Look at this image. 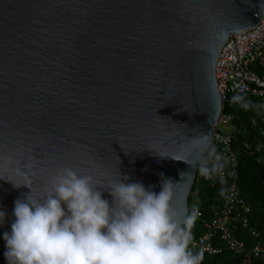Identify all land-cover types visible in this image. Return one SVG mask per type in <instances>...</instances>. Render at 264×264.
I'll use <instances>...</instances> for the list:
<instances>
[{
  "label": "water",
  "instance_id": "water-1",
  "mask_svg": "<svg viewBox=\"0 0 264 264\" xmlns=\"http://www.w3.org/2000/svg\"><path fill=\"white\" fill-rule=\"evenodd\" d=\"M263 20L264 0H0V264L14 202L65 167L165 185L188 217L223 111L220 53Z\"/></svg>",
  "mask_w": 264,
  "mask_h": 264
},
{
  "label": "clouds",
  "instance_id": "clouds-1",
  "mask_svg": "<svg viewBox=\"0 0 264 264\" xmlns=\"http://www.w3.org/2000/svg\"><path fill=\"white\" fill-rule=\"evenodd\" d=\"M122 177L105 188L65 167L43 195L17 199L3 233L8 264H201L189 249L195 214L178 219L165 185L157 194Z\"/></svg>",
  "mask_w": 264,
  "mask_h": 264
},
{
  "label": "built area",
  "instance_id": "built-area-1",
  "mask_svg": "<svg viewBox=\"0 0 264 264\" xmlns=\"http://www.w3.org/2000/svg\"><path fill=\"white\" fill-rule=\"evenodd\" d=\"M216 79L223 111L213 136L212 148L216 146L218 152L209 159V163L223 164L229 168V173L221 166L208 176L211 185H220L226 196L220 208H213L212 218L203 220L204 235L190 240L189 249L202 256L220 255L225 250L224 247L236 254H242L244 243L232 234V228L237 229L235 223L241 224L253 238H260V235L249 227L248 215L251 208L238 189L239 154L233 147L234 137L232 134L223 135L218 129L220 126L231 127L233 124V116L225 113V107L240 105L246 96H250L258 101L260 112L254 122L261 126L260 134L264 138V20L253 29L230 38L220 53ZM242 150L256 156L258 163L264 165V141L254 145L244 143ZM202 163L203 160L198 173L204 170ZM228 177L230 183L226 186ZM197 216L201 218L202 213ZM253 253L255 257H262L264 260V248L259 242Z\"/></svg>",
  "mask_w": 264,
  "mask_h": 264
},
{
  "label": "trees",
  "instance_id": "trees-1",
  "mask_svg": "<svg viewBox=\"0 0 264 264\" xmlns=\"http://www.w3.org/2000/svg\"><path fill=\"white\" fill-rule=\"evenodd\" d=\"M259 112L258 101L250 96H246L244 102L240 105L233 107L227 105L225 107V113L232 115L234 119L231 127L235 129L232 133L234 137L233 147L239 154L238 189L241 197L251 208V213L248 215L249 227L258 233L260 238H253L251 233L245 230L241 224L235 223L237 229L232 228V234L237 240L244 243V252L236 254L224 247L225 250L220 255L202 256L201 264H264L263 258L255 257L253 253V249L258 242L264 248V165L258 163L256 156L242 150L244 143L254 145L264 141L260 134L261 126L254 122ZM217 152L218 149L215 146L208 156L203 159L204 170L202 173H198L189 198V216L195 214V218H197L190 229L191 239L204 235L203 220L212 218L213 208H220L226 196V193L221 191L220 185L212 186L208 180V176L221 166L225 167L227 173H229L227 166L209 163V159ZM205 180L206 185H204ZM229 183L230 180L227 181L226 186ZM196 204H199L197 210ZM198 213H202L201 218L197 216Z\"/></svg>",
  "mask_w": 264,
  "mask_h": 264
},
{
  "label": "rangeland",
  "instance_id": "rangeland-1",
  "mask_svg": "<svg viewBox=\"0 0 264 264\" xmlns=\"http://www.w3.org/2000/svg\"><path fill=\"white\" fill-rule=\"evenodd\" d=\"M218 130L223 135L232 134L235 131L234 127H224V126H220ZM204 185H206V180L204 182ZM198 208H199V204H196V210ZM195 220H197V218H195Z\"/></svg>",
  "mask_w": 264,
  "mask_h": 264
}]
</instances>
